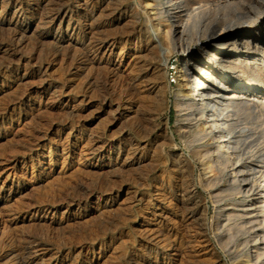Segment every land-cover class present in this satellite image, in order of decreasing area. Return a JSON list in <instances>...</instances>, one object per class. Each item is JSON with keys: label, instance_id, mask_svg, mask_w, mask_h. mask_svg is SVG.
I'll use <instances>...</instances> for the list:
<instances>
[{"label": "rangeland", "instance_id": "1", "mask_svg": "<svg viewBox=\"0 0 264 264\" xmlns=\"http://www.w3.org/2000/svg\"><path fill=\"white\" fill-rule=\"evenodd\" d=\"M82 1L67 2V11L76 26L87 23L93 16L95 24L113 20V23L99 29L105 33L100 32L99 35L97 32L96 42L81 44L80 37L76 35L69 39V33L64 35L67 23L58 32L54 26L55 30L48 37L41 38L44 11H37L24 24L27 25L24 27V46L28 44L24 52L35 59L21 61L13 71L0 75V258L13 251L11 244L26 238L32 251L38 254L49 252L44 255V262L52 256L57 257L48 264H125L134 260L144 264H189L186 253L197 256L194 259L198 258L199 262L195 261V264H244L253 246L264 247V227L255 224L245 210V205L254 202L256 192L231 195L228 189L234 186L229 183V167L223 172L218 169V164H214L203 170L196 152L204 151L202 145L205 144L193 140L197 129L207 126L204 117L197 116L200 113L204 115L206 107L203 104L193 112H179L177 108L180 104L200 103L196 92L194 95L181 94V88L187 83L177 80L178 75L189 74L187 82L192 79L189 68H184L182 73L178 68L180 65L183 67L184 60L189 64L193 62L191 59H202L208 53L209 48L202 50L199 45L208 40L206 37L210 30L194 31L193 23L182 17L176 34L172 33L166 39L171 44L166 55L167 73L159 78L152 77L150 69L163 70V59L155 48L144 52L146 46L141 37L144 34L154 36L152 31L158 23L170 28L163 2L97 0L101 3L94 4V13L82 16L83 5H78ZM90 1L96 3L95 0ZM197 1L183 0L184 14L192 9L196 13L200 6L206 5V0ZM228 1L233 2L226 0L225 5ZM254 1L246 0L235 5H248L249 9L255 5ZM28 3L32 7L37 4L36 0ZM240 9L233 8L229 14L225 13L223 24L245 21L244 13L249 15V11ZM11 15L12 11L3 21L0 19V33L3 32L4 36L10 33L8 23ZM247 24H244L246 30L250 28L245 26ZM129 30L131 33L126 39L118 37ZM225 31L235 34L234 29ZM61 37L63 40L59 46H54L53 43ZM112 39L116 41L113 47L108 44L100 47L98 44ZM181 40L185 42L181 44ZM131 43L134 46L130 47ZM135 49H139L144 57L143 60L141 58L145 64L141 73L147 74L144 85L147 80L157 84L151 95V104L146 108L151 116L149 126L146 122L138 126L133 124L132 110L122 105H126V101L137 102L126 71V64L130 63ZM3 57L4 54H0V60ZM93 58L102 64L98 67L90 64ZM40 63L43 66L39 70ZM171 64L173 84L168 80ZM197 72L198 69L193 71ZM91 75H96L97 79L92 90L86 91ZM122 99L126 101L122 102ZM15 101H19L16 109L23 114L20 118H9L4 114L5 109ZM257 112L258 109H254L245 115L241 113L243 115L238 120L236 115L232 117L237 121H234L233 140L238 143L237 147L235 145L237 156L241 155L238 164L254 189L259 186V176H264V113ZM196 117L199 119H194ZM246 128L250 130L244 132ZM77 138H85V141L79 144ZM29 140L38 143L34 151L26 152L25 158L18 156L17 152L28 145ZM102 140L110 141L114 148H106L99 155L100 162L97 158L87 160V157L79 155L87 142L98 141L99 145ZM206 140L214 145L213 134L210 133ZM128 141L138 143L140 153L148 158L138 169L127 167L131 160H126L125 156L117 158L116 147H122ZM16 156L20 159L15 160ZM115 161L119 165L124 163V166L120 169L111 167ZM85 163L96 167L103 164L105 167L98 174L86 173L82 170ZM76 177L82 179L80 185L88 190L89 196L86 194L82 198L80 195L79 200V195L69 193L50 200L58 201L59 204L53 205L57 208L49 211L35 209L52 197L58 185L71 183ZM160 180L170 188L171 194L168 199L158 201L149 195L160 194L155 192ZM99 186L105 189L104 200H98L96 195L95 189ZM180 191L182 197L179 196ZM64 197L73 202L66 203ZM140 198L142 201L138 202ZM105 200L107 205L103 207ZM108 221L112 226L107 224ZM184 223L189 229L184 227ZM198 228L202 234H198ZM158 231L184 233L185 236L182 244L174 247L146 245ZM263 261L264 257L261 263ZM0 264L17 263L7 256L0 259Z\"/></svg>", "mask_w": 264, "mask_h": 264}, {"label": "bare ground", "instance_id": "2", "mask_svg": "<svg viewBox=\"0 0 264 264\" xmlns=\"http://www.w3.org/2000/svg\"><path fill=\"white\" fill-rule=\"evenodd\" d=\"M28 1L29 0H0V19L2 21L3 18L8 14V12L12 11V15L10 16V21L8 23V25L11 26L9 27L10 33L6 34L5 36L2 34L3 32L0 33V54H4V57L0 60V75L4 76L7 74L6 72L13 71L15 67L21 64V61L28 62L35 59L32 57V55L27 56L26 52H24V49L28 45L26 44L24 46L26 37L25 28H27V25L24 26V24L26 19L36 14L35 12L37 11H44V13L42 14L43 17L41 19L44 27L42 28V33H40L41 38L44 39L49 36L50 32L54 29V26L57 27L56 30H54L58 32L61 26L67 23L64 35L69 33V39L70 36L76 35L80 37L81 44H84V42L86 43V41L93 44L94 42H96L95 35L97 34V32H99V35L100 32H102L99 29L108 26V23H113V20L110 19V22H106L104 24L103 22L95 24L92 20L94 18L93 14V18L89 16L91 19H89L87 23L81 26H76L75 20L67 11L68 0H36V7H32L28 3ZM95 1L96 3H93L94 1L91 2L90 0H83L82 2L78 3V5H83L82 16H85L86 14L91 15V13H94V4L100 2H97V0ZM160 1H162V5H164V13H166L168 18L170 19V28L168 26L164 27V25L158 23L155 25L152 31L154 36H152V34H144V36L141 37L142 43H144V46H146V50L144 52L155 48L156 50H159L161 52L162 57H159L160 59H163V70H151L153 68L152 67L150 69V75L152 77L155 76L159 78L160 76L162 77L163 74L167 73L168 64L166 55L171 50V44L166 39L170 34H176L177 29L180 27V19L182 17H187L188 21L193 23L192 25L194 31L198 29H203V31L204 29L210 30L209 35H207L206 37V39L208 40L205 43L199 45L202 50L209 48L208 53L204 57H202V59H191V61L193 62H190L189 64L186 63L182 58L184 60V65L183 67L180 65V67L178 68L179 73H182L184 68H189V72H191L190 77L192 79L191 81L187 82L186 78H188L189 74L178 75L177 80L187 83L184 87L181 88V94L187 95L191 93L194 95V92H196L195 96L199 99L200 103L191 102L189 104L187 103V105L180 104V106H178L177 108L179 112L184 110L193 112V110H195L198 106L202 108L203 104L205 105V107L208 105L213 106L210 111L204 110V115H202L201 113L197 115L199 117H204V119L207 121V126L205 128L197 129V135L193 140V142H203L205 144L204 146L202 145V147H204V151L198 150L196 152V155L199 159V161H197L205 171L210 169V165L214 164H218V169L223 172L226 170V168L229 167V183L230 185L232 184L234 186L233 188L230 187L228 189V192L231 193V195H246L255 191L256 193L253 195V197L255 198L254 202H249L248 205H245V208H247L245 210H248L252 217L250 218L255 224H261L264 227V196L258 191L260 186L264 184V176H259L261 177L259 186L257 187V189H254L252 184H250L247 180L242 169H240L238 158H240L241 155L237 156L238 153L236 152L235 148L237 147L238 143L234 141L235 139L233 137V128L236 127L235 122H237L236 120H238L239 116L243 115L244 113H248V111H254V109H258L259 112L263 111L264 113V0H255V5L250 6L251 8L249 9L248 5H235L237 3L239 4V2L244 3L246 0H233V2L231 3L228 1L229 5H225L224 2H226V0H206V5L200 6L198 12L194 13V9H192L188 14L186 13L187 15L184 14L186 10L184 8L185 5H183V0ZM43 3H46L47 5H43ZM88 6H90V8H88ZM191 8L192 7H190V9ZM233 8H241L242 10L246 9L249 11V15H245L244 13L245 17H243V19H245V21L240 20V23L237 21L236 23L231 22L227 25H224V14L228 13L230 10H233ZM182 13L183 15H181ZM244 24H247L245 26H249L250 28L247 30L244 29ZM163 27L168 30L165 31ZM229 28L234 29L235 34H229L225 31ZM130 33V30L125 31L122 33L123 36L118 37L126 39ZM62 37L61 39L53 43L54 46H59V42L63 40ZM180 42L182 44L183 41L181 40ZM98 44L100 47L104 44H108L109 47H113L115 46L116 41L115 39H112V41L110 42L106 41L100 42ZM132 46H134V44L131 43L130 47ZM33 49L35 50V48ZM190 51H192V49H190ZM36 52L37 50H35V53ZM54 52L53 54H55ZM142 57L143 56L140 54L139 49H135L134 55L130 57V63L126 64V71H128L127 74L131 85V92L136 93L135 95L137 102L132 103L126 101L125 99H122V102L126 101V105H124V103L122 105L128 106L129 110H132L133 124H137L138 126L142 122H146L147 126H149L151 124V116L146 108L151 104V95L155 92L157 84L155 82L147 80L145 81L147 84L145 83L144 85V80L147 74L145 75L141 73L142 66H145L144 61H141ZM143 59L144 57L142 58V60ZM132 62H134V64H131ZM90 64H95L98 67L102 64V62L93 58L90 61ZM42 66V63H40V65H38V69L40 70ZM196 69H198L199 72L193 73V71ZM96 79V75H91V79L86 83V91L90 90L91 87L95 85L93 82H95ZM206 86L208 87L205 88ZM84 96L85 94H83V97ZM102 98L104 100V97ZM103 100L101 99V101ZM17 103L19 104V101L13 102L8 108L5 109L4 114L8 115L9 118L14 116L20 118L23 113L16 109ZM135 103L137 104V107L134 106ZM142 108H144L145 110H142ZM231 108H233L234 111ZM235 108L237 112H235ZM257 115L259 116L261 114ZM233 116L237 117L236 120L232 118ZM261 116L263 118V115ZM199 117H196L194 119H199ZM253 120H256V118H254ZM180 129L181 128H179V130ZM243 130L244 132H246V130L249 131L250 129L246 128ZM210 133L213 134L214 145L208 144V141L206 140L209 137ZM99 139L102 138L99 137ZM83 140L85 141V138H77L76 142L80 144ZM37 145L38 143H34V141L29 140L28 145L22 147V149L17 152V155L24 156L25 158V156H27L26 152H33L34 147H36ZM111 145L112 143L108 140H102L101 142H99V145L98 141L87 142L85 150L81 151L79 155L87 157V160H94L95 158H97V160L100 162L101 157H99V155L102 154L104 150H106V148L113 149L114 147H111ZM139 147L140 145L133 141L126 142V144L122 147L118 145L116 147L117 158H122L125 156L124 158L126 160H131L130 163L126 166L131 168L135 167L138 169L140 168L141 163H143L145 160H148L147 156L140 153L141 150L139 149ZM16 159L20 158L16 156L15 160ZM84 166V169H82L84 172L93 174H98L105 167V165L103 164H99V166L96 167L93 166L92 163H85ZM122 166H124V163L119 165V163L116 161L114 162V164H111V167H117L118 169L122 168ZM101 173L103 174L104 172ZM74 180V183L71 181V183L68 184H63L60 182L61 185H58V187H56V189L52 192V197L47 200L44 205H41L42 203L40 204L41 206L37 204L38 206H36L35 209H37L38 211H49L50 208H57V206L53 205L54 203L57 204L58 201L56 202L54 200L55 202H51L50 200H57L58 197H63L65 195L68 196L69 193L79 195V200L81 199V196L82 198H84L86 194L87 196H89L87 193L88 190H84V187L82 188V186L80 185L82 183V179L76 177ZM158 183L159 185L156 187L155 192L159 191L160 194L156 195L157 193H155L154 195H149L150 198H154L158 201L165 200V198L168 199L169 195L171 194L170 188L165 185L162 180L158 181ZM103 189L101 186L95 189L97 191L96 195L98 196V200H104L105 189ZM77 190L81 192L78 191L79 193H77ZM181 193L182 191L179 192V196L182 197ZM71 195L72 194H70V197ZM72 197L74 198V196ZM249 198H251V196H249ZM66 201L68 203L73 202V200H69L67 199V197L65 199V202ZM140 201H142V198L138 199V202ZM149 201L152 200L150 199ZM49 202H51V204ZM105 202L103 204V207L107 205L106 200ZM240 214L241 213H238V215ZM107 224L111 225L112 222L108 221ZM200 226L201 225H199V227ZM184 227L187 229L188 225H185L184 223ZM197 230L199 231V233L197 232L198 234H202L199 228ZM183 236H185L184 233H180V235H178L177 233L169 234L167 233V231L165 233L158 231L155 236L151 237L150 240H147L146 245L159 246L162 244L161 246L164 248L174 247L176 244H182ZM184 239L188 241L187 237H184ZM17 241L18 243L15 240V245L11 244L12 247L14 246L13 251H11V253L9 254L6 253V255H3V257H1L0 259H5L7 258V256L9 259V257L11 256V259L14 258L17 264H48L50 261L57 258L55 256H52L48 260H46V262H44L45 260H43V257L44 255H47L46 253L48 251H44L43 254H38L32 251V248L29 246L28 242L30 241H28V239L22 238L18 239ZM248 254L249 255L245 259L244 264H264V261L261 263V259L264 257V247L253 246ZM192 255L193 254L190 255L189 253H186L185 257L187 259V262H190L192 264L199 262L198 258L197 260L196 258L194 259V256H197ZM216 263L217 262H214L213 264ZM125 264L144 263L134 260L127 261L125 262Z\"/></svg>", "mask_w": 264, "mask_h": 264}, {"label": "built area", "instance_id": "3", "mask_svg": "<svg viewBox=\"0 0 264 264\" xmlns=\"http://www.w3.org/2000/svg\"><path fill=\"white\" fill-rule=\"evenodd\" d=\"M173 65L171 64L170 67H169V70H168V80H169V83L170 84H173L175 83V79L173 78L172 74H171V71L173 70ZM213 106H206V111H210V109L212 108ZM263 188V191L260 192L259 190V193L262 194L264 196V185L262 186Z\"/></svg>", "mask_w": 264, "mask_h": 264}]
</instances>
